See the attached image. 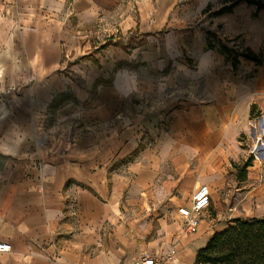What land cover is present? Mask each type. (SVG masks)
Returning <instances> with one entry per match:
<instances>
[{
	"label": "crops",
	"instance_id": "obj_1",
	"mask_svg": "<svg viewBox=\"0 0 264 264\" xmlns=\"http://www.w3.org/2000/svg\"><path fill=\"white\" fill-rule=\"evenodd\" d=\"M226 5L0 0V264H197L215 231L263 217L264 155L243 168L264 63L234 68L208 34L259 52L264 9ZM200 184L212 203L186 234Z\"/></svg>",
	"mask_w": 264,
	"mask_h": 264
},
{
	"label": "trees",
	"instance_id": "obj_2",
	"mask_svg": "<svg viewBox=\"0 0 264 264\" xmlns=\"http://www.w3.org/2000/svg\"><path fill=\"white\" fill-rule=\"evenodd\" d=\"M228 5L222 7L217 14L230 13L239 3L254 5L257 10L264 9V0H223ZM210 37L209 48L219 45V49L227 57L232 58L234 68L240 59L252 60L258 64L264 63V49L255 52L245 48L241 53L234 51L221 40L214 44ZM252 157L244 164L243 170L251 165ZM197 264H264V218L247 217L232 220L227 228L215 231L206 244L199 248L196 254Z\"/></svg>",
	"mask_w": 264,
	"mask_h": 264
},
{
	"label": "built area",
	"instance_id": "obj_3",
	"mask_svg": "<svg viewBox=\"0 0 264 264\" xmlns=\"http://www.w3.org/2000/svg\"><path fill=\"white\" fill-rule=\"evenodd\" d=\"M263 117L259 121L254 117L252 120V127L256 130V125L260 120L264 123ZM262 137H258L260 142ZM255 151V149H254ZM212 203V195L207 185H198L192 195L191 203L189 205H181L177 209L178 216L182 223V228L186 234L193 232L200 224L203 213L208 210ZM12 248L10 243L0 242V252L10 251ZM176 252L171 250L161 255L141 254L134 258L131 264H175Z\"/></svg>",
	"mask_w": 264,
	"mask_h": 264
},
{
	"label": "rangeland",
	"instance_id": "obj_4",
	"mask_svg": "<svg viewBox=\"0 0 264 264\" xmlns=\"http://www.w3.org/2000/svg\"><path fill=\"white\" fill-rule=\"evenodd\" d=\"M225 45L229 46L233 51L234 53H241L243 50H241V47L240 45L237 47L236 44H231V43H228V42H224ZM245 49V48H244ZM260 117H262L263 115H259ZM259 117V118H260ZM264 120V119H263ZM256 130L257 132L259 131V124L256 125ZM262 137V140L260 142L258 141H252L248 144V143H245V149H247V152L249 153L250 157L252 156L253 159L255 160H258L257 163L261 165V162H259V160L261 159L260 156H263L264 155V136H261ZM255 149V151H254ZM248 157V159L250 158ZM260 167V166H259ZM262 167V166H261ZM240 174L237 173V178L240 177V175H243V178L246 177V173H244V171L242 172H239ZM246 182V181H245ZM246 184V183H245ZM260 194H264V193H256V194H253V197L254 198H257L258 195ZM245 196V195H244ZM252 196V195H251ZM227 213H234V214H238L240 217H244L246 215H252L254 213V209H234V210H228L226 211ZM258 212V211H257ZM258 214H261L264 218V211L262 212H258Z\"/></svg>",
	"mask_w": 264,
	"mask_h": 264
}]
</instances>
